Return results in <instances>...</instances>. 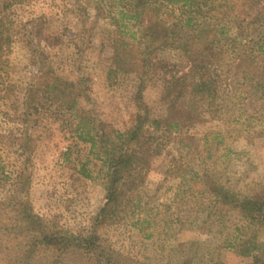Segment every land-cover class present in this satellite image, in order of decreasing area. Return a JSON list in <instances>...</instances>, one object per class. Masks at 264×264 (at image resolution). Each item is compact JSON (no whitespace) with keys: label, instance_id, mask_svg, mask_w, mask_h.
I'll list each match as a JSON object with an SVG mask.
<instances>
[{"label":"rangeland","instance_id":"rangeland-1","mask_svg":"<svg viewBox=\"0 0 264 264\" xmlns=\"http://www.w3.org/2000/svg\"><path fill=\"white\" fill-rule=\"evenodd\" d=\"M108 4L0 0L10 39L0 59V264H261L264 75L226 80L211 106L173 97L180 111L170 115L157 76L148 75L137 96L134 21L119 20L117 43L133 48L127 71L114 70L109 13L116 14ZM158 58L186 71L174 51ZM44 72L70 86L61 96L48 90L35 110L26 96ZM141 106L181 122L145 127L115 185L111 214L98 224L112 188V146L133 129ZM253 201L263 206L259 224L243 209ZM27 214L44 234L76 242L63 250L44 245Z\"/></svg>","mask_w":264,"mask_h":264},{"label":"trees","instance_id":"trees-1","mask_svg":"<svg viewBox=\"0 0 264 264\" xmlns=\"http://www.w3.org/2000/svg\"><path fill=\"white\" fill-rule=\"evenodd\" d=\"M96 1L97 4L104 3V0ZM108 2L111 12L116 14L114 16L109 13L117 28V40L112 46L114 70L127 71L126 67L129 66L126 58L130 57L129 54L132 52L127 49L133 48L125 42L117 43L119 36L124 35L122 29L124 27L120 26L119 20L134 21L132 57L134 62L131 71L138 77L137 96H141L140 91L146 77L157 76L164 85L163 102L168 103L167 111L170 115L175 116L180 111L173 97L182 98L189 94L201 101L205 100L211 106L226 80L230 79L233 83L242 81L244 84L251 71H260L259 74L264 75V66L259 67L260 63L264 65L262 60L264 0H108ZM6 24V16L0 14V59L10 42ZM164 51L178 53L186 71L181 70L182 65L160 60L158 54ZM69 86L70 84L57 79H54L53 83L51 74L44 72L37 79V86L28 90L26 105L36 110L48 90L51 89L54 94L61 96L66 94ZM255 86L257 88L259 84ZM41 87L46 88L45 92H42ZM260 98L264 99V93L260 94ZM151 114L150 108L141 106L133 129L119 146L116 144L112 146L109 158V183L112 188L108 189L105 202L95 218L98 224L105 223L111 214L116 199L115 185L130 167L132 155L136 157L135 146L142 143L145 127L159 128L163 123L165 127L172 128L178 127L181 122L180 118L173 120L171 116H167L161 120L153 118ZM262 207L254 201L243 204L245 215L251 222L258 224L261 223L259 216L262 215ZM26 220L32 226L31 231L40 234L41 242L48 247L63 250L68 248L72 241L76 242L70 238L58 240L52 235L44 234L38 218L32 214H27ZM87 243L88 247H92L91 241ZM75 247L81 248L79 243L75 244ZM255 261L264 264V261L258 259Z\"/></svg>","mask_w":264,"mask_h":264}]
</instances>
